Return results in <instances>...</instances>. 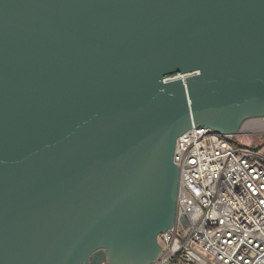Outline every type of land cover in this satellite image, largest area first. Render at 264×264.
<instances>
[{
	"label": "water",
	"instance_id": "obj_1",
	"mask_svg": "<svg viewBox=\"0 0 264 264\" xmlns=\"http://www.w3.org/2000/svg\"><path fill=\"white\" fill-rule=\"evenodd\" d=\"M263 116L264 0H0V264H151L178 137Z\"/></svg>",
	"mask_w": 264,
	"mask_h": 264
},
{
	"label": "built area",
	"instance_id": "obj_2",
	"mask_svg": "<svg viewBox=\"0 0 264 264\" xmlns=\"http://www.w3.org/2000/svg\"><path fill=\"white\" fill-rule=\"evenodd\" d=\"M174 161L177 221L159 235L151 264H264V116L234 135L191 128L178 137Z\"/></svg>",
	"mask_w": 264,
	"mask_h": 264
},
{
	"label": "rangeland",
	"instance_id": "obj_3",
	"mask_svg": "<svg viewBox=\"0 0 264 264\" xmlns=\"http://www.w3.org/2000/svg\"><path fill=\"white\" fill-rule=\"evenodd\" d=\"M245 141H246V142H251V141H253V139H252V138H246Z\"/></svg>",
	"mask_w": 264,
	"mask_h": 264
}]
</instances>
